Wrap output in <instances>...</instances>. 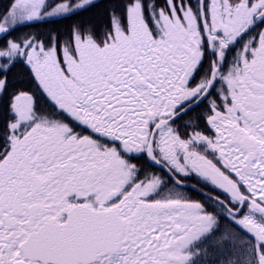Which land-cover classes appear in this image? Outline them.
<instances>
[{
    "label": "snow or ice",
    "instance_id": "obj_1",
    "mask_svg": "<svg viewBox=\"0 0 264 264\" xmlns=\"http://www.w3.org/2000/svg\"><path fill=\"white\" fill-rule=\"evenodd\" d=\"M95 7L0 10V264H264V0Z\"/></svg>",
    "mask_w": 264,
    "mask_h": 264
},
{
    "label": "trees",
    "instance_id": "obj_2",
    "mask_svg": "<svg viewBox=\"0 0 264 264\" xmlns=\"http://www.w3.org/2000/svg\"><path fill=\"white\" fill-rule=\"evenodd\" d=\"M11 2H14V0H0V6H1L0 10H5L7 7H10ZM95 3L97 4V7L91 8L85 12H81L80 14L72 16L70 18L56 19L54 22L48 21L45 23L25 24L19 26L15 34L31 33V32L47 34L48 32L44 30L45 25H47V29L52 32L59 30L65 31L66 28L70 32L72 27L78 24L83 25L85 28H88L90 26H96L98 30H102L103 25L106 22V16H105L106 10H108L113 5L122 4L123 0H95ZM66 37L67 34L61 36V40L65 39ZM14 73H16V75L14 77H10L11 79L23 80L25 84H27L26 78L23 76L22 73L19 72L18 69H15ZM16 87L19 88L20 85L17 84ZM24 90H28V89L25 88Z\"/></svg>",
    "mask_w": 264,
    "mask_h": 264
},
{
    "label": "flooded vegetation",
    "instance_id": "obj_3",
    "mask_svg": "<svg viewBox=\"0 0 264 264\" xmlns=\"http://www.w3.org/2000/svg\"><path fill=\"white\" fill-rule=\"evenodd\" d=\"M187 119H188V117H185V120H187ZM194 183H195L194 181H188L187 186L183 189V191H184V194L187 196H190L192 200L199 201V200H201V196L196 191L191 190V186Z\"/></svg>",
    "mask_w": 264,
    "mask_h": 264
},
{
    "label": "bare ground",
    "instance_id": "obj_4",
    "mask_svg": "<svg viewBox=\"0 0 264 264\" xmlns=\"http://www.w3.org/2000/svg\"><path fill=\"white\" fill-rule=\"evenodd\" d=\"M0 9H1V6H0ZM44 30L46 32H49V30L47 29V25L44 26ZM54 32H57L59 33L61 36H64L65 34H68L69 33V30L66 28L65 31H54Z\"/></svg>",
    "mask_w": 264,
    "mask_h": 264
}]
</instances>
